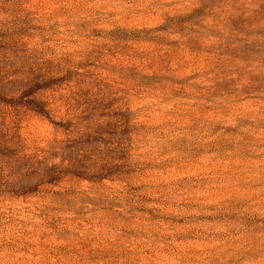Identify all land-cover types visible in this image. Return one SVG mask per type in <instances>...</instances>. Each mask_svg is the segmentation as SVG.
<instances>
[{"label":"rangeland","instance_id":"1","mask_svg":"<svg viewBox=\"0 0 264 264\" xmlns=\"http://www.w3.org/2000/svg\"><path fill=\"white\" fill-rule=\"evenodd\" d=\"M0 264H264V0H0Z\"/></svg>","mask_w":264,"mask_h":264}]
</instances>
